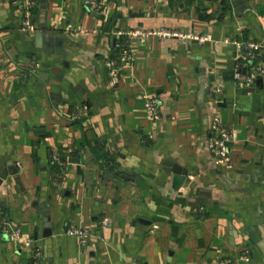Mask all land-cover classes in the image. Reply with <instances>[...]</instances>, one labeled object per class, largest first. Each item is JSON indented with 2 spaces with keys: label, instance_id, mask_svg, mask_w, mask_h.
Here are the masks:
<instances>
[{
  "label": "crops",
  "instance_id": "obj_1",
  "mask_svg": "<svg viewBox=\"0 0 264 264\" xmlns=\"http://www.w3.org/2000/svg\"><path fill=\"white\" fill-rule=\"evenodd\" d=\"M103 1L37 0L24 31L22 6L0 0V215L31 241L0 230V264H264V77L238 90L226 42H264V0ZM160 30L214 41L118 35ZM121 40L132 61L112 86ZM216 124L233 135L222 161ZM75 227L93 233L84 248Z\"/></svg>",
  "mask_w": 264,
  "mask_h": 264
},
{
  "label": "built area",
  "instance_id": "obj_2",
  "mask_svg": "<svg viewBox=\"0 0 264 264\" xmlns=\"http://www.w3.org/2000/svg\"><path fill=\"white\" fill-rule=\"evenodd\" d=\"M22 6L24 12V31H35L37 28L33 25L32 14L37 6V0H17ZM85 6L91 11L99 14L105 12V2L103 0H84ZM158 34L161 36H173L183 39L187 42H196L198 44H205L207 42H213L214 38L209 33H183V32H168L166 30L154 31V32H119V36H124L130 40L145 39L148 35ZM234 47V63H235V80L238 90L245 91L254 88L256 82L261 77H264V42L251 40V39H236L226 40ZM131 44V43H130ZM129 43L121 42L117 43L116 47L120 50L121 64H116L114 61H108L106 63L109 69L110 84L115 86L118 81L120 71L123 67L130 64L132 61V48ZM145 106L149 117L156 120L160 117L159 100L155 96H144ZM73 118H78V114L72 115ZM213 136L210 140V148L214 154L219 156L222 160L226 159L229 154V148L233 141L232 132L216 124L213 126ZM1 214V206H0ZM109 220L104 219L102 226H108ZM0 230L7 234L14 242H22L26 246H31V241L28 238H24L19 228L13 226L10 222L4 220L0 215ZM68 233L77 238L78 244L81 248L88 245L89 239L92 236L90 229L75 227L69 229ZM228 264V263H225Z\"/></svg>",
  "mask_w": 264,
  "mask_h": 264
},
{
  "label": "water",
  "instance_id": "obj_3",
  "mask_svg": "<svg viewBox=\"0 0 264 264\" xmlns=\"http://www.w3.org/2000/svg\"><path fill=\"white\" fill-rule=\"evenodd\" d=\"M37 40L39 43L41 42L43 43L44 40H48L54 46V48L56 47L60 52H62V55L65 56V53H64L65 49L63 47L62 38H54V37L48 36L46 27L42 26L41 29L37 32ZM213 80L214 79L212 78V81ZM208 92H209V89L203 86L201 89L200 97H199L201 107H204V101H205L204 96ZM219 159L221 158L219 157ZM174 173L177 175L175 179L180 182L184 181L185 175H187V172L181 171L179 169H175ZM52 234H53V229L52 227L48 226L43 234V237L49 239L52 236ZM46 243L49 245V248H50L51 240H47Z\"/></svg>",
  "mask_w": 264,
  "mask_h": 264
}]
</instances>
